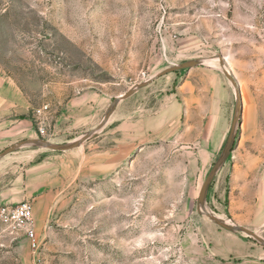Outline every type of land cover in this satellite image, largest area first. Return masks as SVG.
I'll list each match as a JSON object with an SVG mask.
<instances>
[{
  "label": "rangeland",
  "instance_id": "1",
  "mask_svg": "<svg viewBox=\"0 0 264 264\" xmlns=\"http://www.w3.org/2000/svg\"><path fill=\"white\" fill-rule=\"evenodd\" d=\"M193 59L95 130L115 98ZM238 95L205 209L264 240V0H0V97L19 129L0 152L95 130L0 157V206L30 202L38 243L0 223V264H264V245L197 210Z\"/></svg>",
  "mask_w": 264,
  "mask_h": 264
},
{
  "label": "water",
  "instance_id": "2",
  "mask_svg": "<svg viewBox=\"0 0 264 264\" xmlns=\"http://www.w3.org/2000/svg\"><path fill=\"white\" fill-rule=\"evenodd\" d=\"M201 63L200 59H193L190 61H186L184 63L178 64V65H174L170 68H167L163 71H161L160 73H158L157 75L153 76L151 79L141 82L138 85L134 86L132 89H130L129 91H127L126 93L120 95L119 97L115 98L113 103L110 105V107L107 109L106 114L103 118V120L101 121V123L96 127L95 130L101 128L106 121L108 120L110 114L112 113V111L114 110L117 102L119 100L125 99L127 97H129L135 89L140 88L145 86L146 84H148L149 82L152 81V79L159 77L163 74H166L167 72H171V71H177L179 69H183V68H191V67H195L198 64ZM223 67V65H222ZM224 74L225 76L229 79V81L232 83V85L235 87L236 83L234 81V79L231 77L230 73L224 69ZM241 113H242V103H241V97L240 95L237 96V100H236V108H235V113L232 119V123L230 126V131H229V135L227 137V140L225 142V145L222 149V152L219 156V158L217 159L216 163L213 165V167L211 168L210 172L208 173V175L206 176V178L204 179L201 188L199 190V194H198V198H197V210L200 214L205 215L207 218H209L210 220L214 221L217 225H219L222 228H225L229 231H242L244 233H246L247 235H250L251 237H253L256 241H258L259 243H261L262 245H264V240L258 235L256 234L254 231L249 230L243 226H239V225H233V224H228L223 220H220L218 217L214 216L213 214L209 213L208 211H206L205 209V196L206 193L208 191L209 185L215 175V173L217 172V170L219 169V167L224 163L225 159L227 158V156L229 155L231 148L233 146V142H234V138H235V133H236V128L240 123V119H241ZM90 131L88 133H86L85 135H83L82 137H80L79 139H77L76 141H74L71 144H66V145H61V144H50L48 141L44 140V139H29L27 141H22L19 142L15 145L9 146L6 149H4L3 151L0 152V157L13 152L14 150H16L17 148L21 147L22 145H24L25 143H31L34 144L36 146H42L44 148L47 149H51V150H67V149H71L75 146H77L79 143L83 142L84 140L88 139L90 137V135L95 131Z\"/></svg>",
  "mask_w": 264,
  "mask_h": 264
},
{
  "label": "built area",
  "instance_id": "3",
  "mask_svg": "<svg viewBox=\"0 0 264 264\" xmlns=\"http://www.w3.org/2000/svg\"><path fill=\"white\" fill-rule=\"evenodd\" d=\"M41 109L37 110L40 114ZM38 131L40 136L45 132L43 121L38 123ZM0 223L4 224L11 231L23 229L31 241V245L36 247L38 245L35 232L33 229V208L28 201H22L16 205H1L0 206Z\"/></svg>",
  "mask_w": 264,
  "mask_h": 264
},
{
  "label": "crops",
  "instance_id": "4",
  "mask_svg": "<svg viewBox=\"0 0 264 264\" xmlns=\"http://www.w3.org/2000/svg\"><path fill=\"white\" fill-rule=\"evenodd\" d=\"M2 100H3V98L0 97V149L3 146L4 142L12 135V133L17 134L19 132V129L16 128V124H15V127L13 128V126L11 125L12 123H10V120H9V118L12 117L11 114H12L13 109H10V107L4 109V106L2 104ZM20 121H21L20 124L22 126L23 125H25V126L29 125L28 120H20ZM19 125H18V127H19Z\"/></svg>",
  "mask_w": 264,
  "mask_h": 264
},
{
  "label": "bare ground",
  "instance_id": "5",
  "mask_svg": "<svg viewBox=\"0 0 264 264\" xmlns=\"http://www.w3.org/2000/svg\"><path fill=\"white\" fill-rule=\"evenodd\" d=\"M203 63H204V64H211L210 61H204Z\"/></svg>",
  "mask_w": 264,
  "mask_h": 264
}]
</instances>
